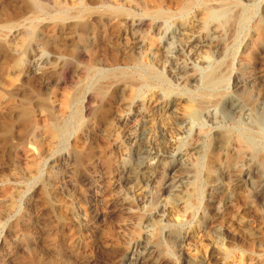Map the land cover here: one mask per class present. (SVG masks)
<instances>
[{"label": "rangeland", "instance_id": "rangeland-1", "mask_svg": "<svg viewBox=\"0 0 264 264\" xmlns=\"http://www.w3.org/2000/svg\"><path fill=\"white\" fill-rule=\"evenodd\" d=\"M0 264H264V0H0Z\"/></svg>", "mask_w": 264, "mask_h": 264}, {"label": "bare ground", "instance_id": "bare-ground-1", "mask_svg": "<svg viewBox=\"0 0 264 264\" xmlns=\"http://www.w3.org/2000/svg\"><path fill=\"white\" fill-rule=\"evenodd\" d=\"M188 2V1H187ZM192 3V2H191ZM181 5V4H180ZM186 5V4H185ZM188 7H189V4H188ZM183 9H186V7L185 8H183ZM181 11V10H180ZM189 11V10H188ZM163 12V11H162ZM183 12V11H182ZM165 13V12H164ZM238 14V13H237ZM155 15V14H154ZM157 16L158 17H162V16H164V14L163 13H158L157 14ZM153 17V16H152ZM222 65V64H221ZM223 66V65H222ZM219 67V66H218ZM224 70H225V68L226 67H222ZM220 69V68H219ZM222 69V70H223ZM222 70H216V71H214L211 75H209V77H208V79H207V86L208 87H213V86H215L216 84H218V83H220L224 78V76L220 73V71H222ZM206 83V82H205ZM211 90V89H210ZM213 90V89H212ZM209 91V90H208ZM204 103V102H203ZM212 103V102H211ZM206 107V106H205ZM196 116V114H194L193 115V117H195ZM197 117V116H196ZM60 130V129H59ZM133 257V256H132ZM141 257V256H140ZM145 258V257H144ZM148 258V257H147ZM143 259V258H142ZM128 260V259H127ZM143 261H144V259H143ZM143 263V262H142Z\"/></svg>", "mask_w": 264, "mask_h": 264}]
</instances>
